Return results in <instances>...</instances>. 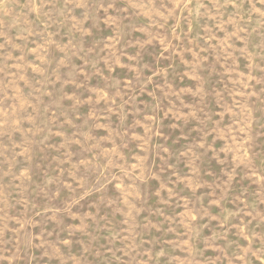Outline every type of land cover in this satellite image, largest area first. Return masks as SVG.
<instances>
[{"label":"rangeland","instance_id":"obj_1","mask_svg":"<svg viewBox=\"0 0 264 264\" xmlns=\"http://www.w3.org/2000/svg\"><path fill=\"white\" fill-rule=\"evenodd\" d=\"M0 264H264V0H0Z\"/></svg>","mask_w":264,"mask_h":264}]
</instances>
